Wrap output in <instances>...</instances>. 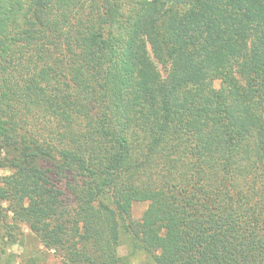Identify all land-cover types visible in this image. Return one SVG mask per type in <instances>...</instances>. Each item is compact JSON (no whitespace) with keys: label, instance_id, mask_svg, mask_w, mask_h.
Returning a JSON list of instances; mask_svg holds the SVG:
<instances>
[{"label":"trees","instance_id":"trees-1","mask_svg":"<svg viewBox=\"0 0 264 264\" xmlns=\"http://www.w3.org/2000/svg\"><path fill=\"white\" fill-rule=\"evenodd\" d=\"M0 149L67 264H264V0H0Z\"/></svg>","mask_w":264,"mask_h":264},{"label":"rangeland","instance_id":"rangeland-1","mask_svg":"<svg viewBox=\"0 0 264 264\" xmlns=\"http://www.w3.org/2000/svg\"><path fill=\"white\" fill-rule=\"evenodd\" d=\"M158 68L163 74L162 67L158 65ZM11 172L12 170L4 164L0 165V178L10 175ZM52 182L67 193L62 184L64 181L53 177ZM64 200L67 204H72L70 203L72 198L69 195ZM7 201L8 199L0 203L3 208L2 213L6 211ZM146 206V202H135L125 214L123 222L128 227L121 228L117 246V254L121 259L120 264H156V251L147 252L143 247H140L142 243L139 239H136L143 237L140 234L139 223ZM11 216L12 213L8 212L6 217L0 219V264H67L65 254L61 250L50 248L47 241L41 238L38 233ZM136 231L139 232V235H136Z\"/></svg>","mask_w":264,"mask_h":264}]
</instances>
